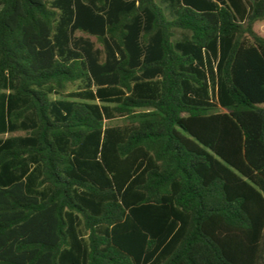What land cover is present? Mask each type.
Segmentation results:
<instances>
[{
    "label": "trees",
    "instance_id": "obj_1",
    "mask_svg": "<svg viewBox=\"0 0 264 264\" xmlns=\"http://www.w3.org/2000/svg\"><path fill=\"white\" fill-rule=\"evenodd\" d=\"M159 2L0 0V264H264V0Z\"/></svg>",
    "mask_w": 264,
    "mask_h": 264
},
{
    "label": "rangeland",
    "instance_id": "obj_2",
    "mask_svg": "<svg viewBox=\"0 0 264 264\" xmlns=\"http://www.w3.org/2000/svg\"><path fill=\"white\" fill-rule=\"evenodd\" d=\"M158 4H160L159 0H155ZM161 5V4H160ZM162 6V5H161ZM77 34L79 35H82V33L78 32ZM177 36H180V34H178ZM92 40H95L94 37H91ZM97 46H99V44H97ZM73 91H78V83H75V84H69L66 91H65V94L68 95L70 94L71 92ZM65 97V96H63ZM260 106H264V103L260 104ZM122 119L120 117H116L112 120H106L105 121V124L106 125H120L122 124Z\"/></svg>",
    "mask_w": 264,
    "mask_h": 264
}]
</instances>
